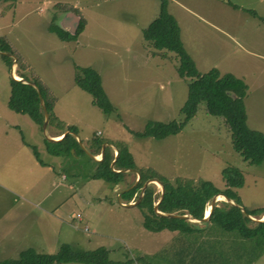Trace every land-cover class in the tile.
<instances>
[{"label":"rangeland","instance_id":"obj_1","mask_svg":"<svg viewBox=\"0 0 264 264\" xmlns=\"http://www.w3.org/2000/svg\"><path fill=\"white\" fill-rule=\"evenodd\" d=\"M160 9L161 0H0V39L12 50L0 52V261L17 259L31 248L57 254L67 244L76 251L105 248L110 264H183L184 255L175 259L170 254L176 240L170 237L162 244L166 238L144 227L145 218L152 216L149 207L141 205L145 192L153 187L154 207L163 193L162 185L152 180L195 185L210 181L225 190L222 172L235 167L245 176V186L236 190L242 210L264 209V163L244 161L234 150L224 120L209 115L205 106L176 136L159 141L134 136L149 122L185 119L182 108L190 80L179 77L175 54L155 50L143 37ZM168 10L201 74L218 69L246 82L248 126L264 133V24L250 14L254 11L264 18V0H168ZM64 12L75 13L86 23L71 43L52 34L54 19ZM3 55L12 59V69ZM82 68L100 74L115 114L105 115L94 106L92 96L77 86ZM12 70L30 82L39 81L47 90L48 102L58 106L54 114L60 124L50 126L47 135L56 129L68 133L67 127L74 126L83 152L73 151L66 158L51 156L41 127L9 109ZM9 125L20 126L19 131ZM36 131L41 144L34 139ZM17 138L37 148L40 166H34L32 149L28 160L26 147L20 151L15 147L20 143ZM93 140L104 142L101 153L105 144V152L115 155L116 148L128 147L137 170L126 172L118 186L91 180L96 169L91 156L100 150ZM139 171L149 179L131 202L123 200L121 193L139 185ZM220 197L224 195H218V207L236 204ZM119 200L135 206L123 207ZM249 217L255 224L264 220L262 215ZM192 223L198 231L191 240L199 235L204 243L222 241L228 250L236 245L243 250L234 257L225 253L206 260L207 250L197 256L196 264H264V242L212 224ZM223 232L232 235L223 240L214 235ZM6 243L14 247L2 248Z\"/></svg>","mask_w":264,"mask_h":264},{"label":"trees","instance_id":"obj_2","mask_svg":"<svg viewBox=\"0 0 264 264\" xmlns=\"http://www.w3.org/2000/svg\"><path fill=\"white\" fill-rule=\"evenodd\" d=\"M239 9L237 6H233ZM250 14L264 24V18H260L254 11ZM55 20V19H54ZM55 22V21H54ZM83 20L75 35H70L58 26L53 25L52 33L57 34L62 41H72L76 36L83 32L85 28ZM144 39L150 42L155 50L160 52H170L177 56L179 60L178 75L182 79L190 80L188 88V98L182 113L184 121L170 123L149 122L142 133H134L137 139L164 140L171 136L181 133L186 126L199 112L201 106H205L209 115L216 116L224 120L232 135L234 150L241 154L244 161L251 165H262L264 163V133L250 129L248 126V116L245 106V98L248 95L249 87L246 82L232 74H222L218 69L201 74L196 63L187 52L181 37V29L177 20L169 14L168 0H161L160 15L147 29L144 30ZM0 52L12 53L8 43L0 39ZM4 60L12 69L14 65L12 59L3 55ZM76 77V84L83 91L90 94L93 98L94 106L98 107L105 115L115 114V107L106 94L100 74L92 68H82ZM24 80L28 81L25 77ZM30 85L15 79L11 82V96L8 103L9 109L21 115L29 116L43 131L45 114L41 105L40 95L44 98L45 106L50 114V126L60 121L54 114L55 102L47 100V90L39 82ZM68 133L61 135V140L51 142L47 138L45 143L48 152L53 157H71L76 151H82L77 140L78 130L74 126L67 127ZM50 138V137H49ZM23 141L26 142L25 138ZM104 142L93 140V145L100 150L94 156H100L101 147ZM34 152L37 161L40 156L37 148L28 145ZM117 155L112 151L105 152L102 161H95L96 169L91 176V180H100L118 186L124 181L126 170H137V166L132 153L126 146L116 148ZM115 156V157H114ZM115 162V167L111 168ZM45 166V164H41ZM122 171V172H120ZM140 172V171H139ZM141 180L139 185L122 195L123 200L131 202L140 191L145 182L149 179L142 172L139 173ZM226 182V189L220 190L210 181H204L195 185L193 182H171L170 180H159L163 183L165 194L159 206V211L164 214L189 215L196 220H203L213 198L224 195L235 205L223 203V207H216L211 213L210 218L205 224H212L213 227L219 226L226 232H238L244 239H256L264 242V222L255 224L249 217L264 216V209L242 210V202L236 190L245 186V176L242 171L235 167L225 168L222 172ZM131 188V187H130ZM162 197V196H161ZM160 201V200H159ZM158 202V201H157ZM154 191L153 187L145 192V197L141 205L149 207L152 216L145 219L144 227L149 232L159 233L164 230L172 232L179 231L183 234H193L198 231L187 220L178 218L159 217L154 211ZM253 224V227L250 226ZM219 231V230H218ZM224 233V232H223ZM110 264L109 251L101 248L95 251H76L70 245L61 246L57 254L39 253L35 249L22 251L17 259L0 261V264ZM118 264V263H116Z\"/></svg>","mask_w":264,"mask_h":264},{"label":"crops","instance_id":"obj_3","mask_svg":"<svg viewBox=\"0 0 264 264\" xmlns=\"http://www.w3.org/2000/svg\"><path fill=\"white\" fill-rule=\"evenodd\" d=\"M71 15L77 16L80 19V24H81L82 17L77 15V14H75V13H71V12L60 13L55 18V20H54L55 22L54 23H55L56 26H58L59 28L63 29L65 32H67V33H69L70 35L73 36V35H75L77 33L79 28L76 30V32L75 31H71V28L68 25V19H69V17ZM64 42L71 43L72 41H64ZM13 72L15 73V70ZM16 76H18V75L16 74ZM14 77H15V75H14ZM18 77H19L18 80H22L23 79V75H19ZM57 107L58 106L55 104L54 110H56ZM57 118H58V120H60L59 117H57ZM7 121H10V120H7ZM9 126H10V128H12L11 130H14V132L19 131L18 127H20V126H18V125H9ZM64 132H65L64 129H62V130L56 129L52 134H49L48 137H50L51 139H54V140H59V138L61 139V135ZM34 139L37 141V143L41 144V137L38 136V132L37 131L34 133ZM17 140L20 143H22V144H20V143L16 144L15 147H17V149L19 151L22 150L24 147H26V149H25L26 150L25 151V153H26L25 157L29 160L28 150H30L31 148L28 145H32V144H30L28 142H24L23 138H21V139L17 138ZM42 140H44V139H42ZM19 151H18V153H19ZM100 158L101 157H99L98 159H100ZM34 166H40V163L38 161H36ZM58 211L59 210H57V212ZM152 233H154V232H152ZM184 235L185 234H181L179 231L172 232V231H169V230H164L162 232H159V235H158V236H162L161 238H166V241H164L162 244H167L168 242H170L169 241L170 237H172L174 240H176L175 241L176 247H173V246L169 247L170 254L175 259H177L178 257L184 255V257H185V259L187 261L183 262V264H196L197 256L200 255L201 253H203L204 251H207V250H210V255L209 254L208 255L207 254L204 255V258H206V260L218 259V258H220L221 254H225V253H226L225 255H228L229 257L230 256L234 257V256H237L240 251H243V250L240 249L241 247L238 246V245H236L235 247H231V249L228 250V249L224 248V246L221 243L222 241H219V243L215 242L214 244L206 243V242L204 243V242L200 241V236L199 235H197L198 237H196L195 240H194L195 236L191 240L190 238H191L192 235H194V233L193 234H187L186 236H184ZM214 235H216V237L220 236L222 238V240H223L224 237H226L227 235H232V234H226V233H223V234L217 233L216 234V233H214ZM26 240H27V238H26ZM8 246H10L12 248L14 247V245H8L7 243L5 245H2L1 247L6 249ZM152 253L155 254L156 251H154ZM159 253L160 252H157V254H159Z\"/></svg>","mask_w":264,"mask_h":264},{"label":"water","instance_id":"obj_4","mask_svg":"<svg viewBox=\"0 0 264 264\" xmlns=\"http://www.w3.org/2000/svg\"><path fill=\"white\" fill-rule=\"evenodd\" d=\"M68 25H69V27L71 28V31H75L76 32V30L79 28V25H80V19L77 17V16H75V15H71L70 17H69V19H68ZM12 77H13V79H15V80H17V81H22V82H24V83H27V84H30V85H35L33 82H30V81H26V80H24V79H22V80H18V79H16L15 77H14V75H13V71H12ZM38 92H39V95H40V101H41V105H42V108H43V111H44V114H45V122H44V125H43V132H44V134L46 135V138L49 140V141H51V142H58V141H60L61 139H59V140H54V139H51V138H49L48 137V135H47V128H48V126H49V123H50V114H49V112H48V110H47V108H46V106H45V102H44V98H43V96L41 95V91L38 89ZM77 139H79V137H77ZM81 145H82V143H81ZM106 146H107V144H105L104 146H103V152H102V159L101 160H98V159H96L94 156H91L93 159H95L96 161H98V162H100V161H102L103 159H104V157H105V148H106ZM114 167H115V162L113 163V165H112V169H113V171H115L114 170ZM128 171H132V170H126V171H124V172H128ZM116 172V171H115ZM120 172H122V171H120ZM133 172H135V171H133ZM138 173V172H137ZM139 174V173H138ZM139 176H140V174H139ZM140 180H141V176H140V179H139V182H140ZM153 181H156L157 183H160L161 185H162V187H163V193H162V197H161V201L154 207V211H155V213L159 216V217H167V218H178V219H183V220H189V221H192V222H201V223H204V222H206V221H208L209 220V218H207V217H205L203 220H196V219H194V218H192L191 216H188V215H184V216H180V215H173V214H164V213H162V212H160L159 211V206H160V204H161V202H162V200H163V198H164V194H165V189H164V186H163V183L161 182V181H159V180H152L151 182H153ZM151 182H149V183H151ZM148 187V184L147 185H145V187H144V189H143V192L146 190V188ZM131 189H128L127 191H125V192H128V191H130ZM125 192H123V193H121V195L119 196L120 198L122 197V195L125 193ZM228 201H231L229 198H227L226 196H224ZM217 200H218V196H216L215 198H214V200H213V202H212V205H211V213L214 211V209L217 207ZM140 201H142V197L139 199V202ZM119 203H120V205L121 206H123V207H126V208H131V207H133V206H135V205H124V204H122L121 202H120V200H119ZM138 204V203H137ZM252 219V218H251ZM253 220V219H252ZM260 222H264V220H261V221H258V223H260Z\"/></svg>","mask_w":264,"mask_h":264},{"label":"bare ground","instance_id":"obj_5","mask_svg":"<svg viewBox=\"0 0 264 264\" xmlns=\"http://www.w3.org/2000/svg\"><path fill=\"white\" fill-rule=\"evenodd\" d=\"M15 77H16V79H19L18 76L15 75ZM159 186H160V184H159ZM223 199H224V197H220V200H223ZM210 215H211V209L208 208V209H207V213H206V217H207V218H210Z\"/></svg>","mask_w":264,"mask_h":264},{"label":"clouds","instance_id":"obj_6","mask_svg":"<svg viewBox=\"0 0 264 264\" xmlns=\"http://www.w3.org/2000/svg\"><path fill=\"white\" fill-rule=\"evenodd\" d=\"M99 157H101V158H102V155H100Z\"/></svg>","mask_w":264,"mask_h":264}]
</instances>
